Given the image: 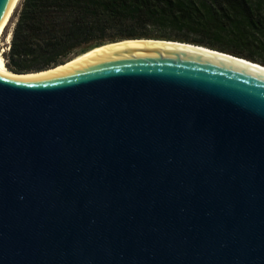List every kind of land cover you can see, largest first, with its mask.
I'll list each match as a JSON object with an SVG mask.
<instances>
[{"label": "water", "instance_id": "obj_1", "mask_svg": "<svg viewBox=\"0 0 264 264\" xmlns=\"http://www.w3.org/2000/svg\"><path fill=\"white\" fill-rule=\"evenodd\" d=\"M16 6L0 264H264V67L140 38L10 78Z\"/></svg>", "mask_w": 264, "mask_h": 264}, {"label": "trees", "instance_id": "obj_2", "mask_svg": "<svg viewBox=\"0 0 264 264\" xmlns=\"http://www.w3.org/2000/svg\"><path fill=\"white\" fill-rule=\"evenodd\" d=\"M200 45L264 67V0H20L4 67L44 70L123 39Z\"/></svg>", "mask_w": 264, "mask_h": 264}, {"label": "bare ground", "instance_id": "obj_3", "mask_svg": "<svg viewBox=\"0 0 264 264\" xmlns=\"http://www.w3.org/2000/svg\"><path fill=\"white\" fill-rule=\"evenodd\" d=\"M18 1L19 0H17V3H18ZM9 36H10V31H8V33H6V35H5L4 44L9 42ZM130 42H134V43H148V44H163L162 41H150V40H144V39H131V40L116 41L114 43H105V44H102L100 46H97V47H94V48H91V49H97V48L108 47V46H113V45L125 44V43H130ZM179 45L181 46L182 44L179 43ZM91 49H89V50H91ZM61 65L62 64L56 65L54 68L48 69V70H46L44 72L21 73V74L13 73V72L7 70L5 67L4 68H5L6 76H8L10 78H32V77H37V76H40V75H43V74H48V73H51L53 71H56Z\"/></svg>", "mask_w": 264, "mask_h": 264}, {"label": "rangeland", "instance_id": "obj_4", "mask_svg": "<svg viewBox=\"0 0 264 264\" xmlns=\"http://www.w3.org/2000/svg\"><path fill=\"white\" fill-rule=\"evenodd\" d=\"M19 3H20V0L18 1V3H17V6H16V9H15V11H14V14H13V16H12V19H11V21H10V24H9V27H8V29H7V32L6 33H8V31H10L11 30V27H12V25H13V22H14V20H15V17H16V13H17V10H18V8H19ZM6 35V34H5ZM104 43H109V42H107V41H104ZM5 44L3 45V55H4V53L7 51V50H5ZM4 62V61H3Z\"/></svg>", "mask_w": 264, "mask_h": 264}, {"label": "built area", "instance_id": "obj_5", "mask_svg": "<svg viewBox=\"0 0 264 264\" xmlns=\"http://www.w3.org/2000/svg\"><path fill=\"white\" fill-rule=\"evenodd\" d=\"M4 48H5V50H7V48H8V43L5 44V47H4Z\"/></svg>", "mask_w": 264, "mask_h": 264}]
</instances>
